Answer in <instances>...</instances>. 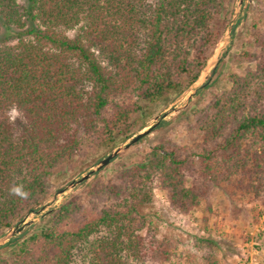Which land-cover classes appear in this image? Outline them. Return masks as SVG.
Listing matches in <instances>:
<instances>
[{
  "label": "trees",
  "instance_id": "16d2710c",
  "mask_svg": "<svg viewBox=\"0 0 264 264\" xmlns=\"http://www.w3.org/2000/svg\"><path fill=\"white\" fill-rule=\"evenodd\" d=\"M236 1L0 0V236L42 206L60 164L85 145L113 151L148 126V105L190 90ZM247 43L234 64L255 68L228 75L230 89L197 112L183 143L120 163L52 211L49 226L12 238L0 264H174L145 212L157 188L180 215L203 203L212 213L215 188L264 206V22Z\"/></svg>",
  "mask_w": 264,
  "mask_h": 264
},
{
  "label": "rangeland",
  "instance_id": "374dc122",
  "mask_svg": "<svg viewBox=\"0 0 264 264\" xmlns=\"http://www.w3.org/2000/svg\"><path fill=\"white\" fill-rule=\"evenodd\" d=\"M18 1L23 5L27 3V0ZM238 2L239 0L228 7L229 15L231 13L230 24L234 27L235 33L233 38L226 34L218 46L216 53H221L224 57L217 72L211 74V69L216 64V59H213L199 82L182 96L148 105L144 111L150 115L147 128L153 126L156 123L155 118L160 116L152 134L123 151L110 165L93 174L89 180L67 189L72 181L79 180L92 171L112 151L104 147L85 145L79 156L60 164L50 180L52 193L36 210L42 211L40 213L35 211L25 219V222L35 221L32 227L29 226L31 228L25 235L39 232L41 228L49 226L52 211L71 197L83 194L86 188L97 180L111 178L113 170L120 163L131 165L143 161L152 147L162 141L173 140L183 143L186 140L187 128L194 123L197 112L208 106L214 94L230 89L228 75L235 70L245 71L249 67L255 68V63L235 65L234 58L250 47L247 43L250 26L254 22H264V0H244L241 12L236 13L231 22L232 10L237 7ZM247 3L249 6L245 8ZM70 35L73 36L74 32ZM206 76H209L207 80L210 86L199 91L202 84L207 81ZM193 94V98L188 103L189 96ZM187 103L184 110L165 115L169 110L181 108ZM118 142H120L118 146L124 143L120 139ZM63 190L66 191L62 192ZM211 204L212 213L206 211V204L203 203L190 214L180 215L171 209L166 191L158 188L153 191L151 207L145 212L153 219L158 238H166L170 242V249L175 253L174 264H264V206L259 202L230 198L226 191L220 188L214 189ZM11 229L6 230L0 239ZM4 245L0 246V255L8 256L11 248L4 249L2 248Z\"/></svg>",
  "mask_w": 264,
  "mask_h": 264
},
{
  "label": "water",
  "instance_id": "95a60500",
  "mask_svg": "<svg viewBox=\"0 0 264 264\" xmlns=\"http://www.w3.org/2000/svg\"><path fill=\"white\" fill-rule=\"evenodd\" d=\"M244 4V0H239L238 4H237V7L234 8L233 10V17L231 19V22L235 16L236 13H240L241 12V8ZM249 6V3L246 4L245 8H248ZM234 27L232 26V24L229 25V28L227 29L226 33L224 34L223 38L225 37V35H230L232 38L234 36ZM222 38V39H223ZM221 39V41H222ZM220 41V43H221ZM219 43V44H220ZM218 44V46H219ZM218 46L217 48L215 49V52L214 54L211 56V58L209 59L204 71L202 72L201 76L199 77L198 81L195 83L197 84L199 82V80L201 79V77H203V73L205 72V70L208 68L209 64H210V61H212L213 59H216V64L213 66V68L211 69V74H214L215 73V70L218 68V66L221 64V62L223 61V57L224 55L222 56L221 53H216L217 49H218ZM209 76H206V80ZM206 81L204 84H202L201 88L199 89V91L201 90H204V87L209 83V81ZM194 84V85H195ZM193 85V86H194ZM192 86V87H193ZM194 94L189 96L188 98V103L190 102V100L193 98ZM188 103L181 107V108H173L171 110H169L168 112H166V116L168 115V113H172V112H179V111H182L184 110ZM159 118L160 116H157L155 118V121L156 123L153 125V126H150V127H146L144 130H142L140 133H138L137 135L133 136L132 138L130 139H127L124 141V143H122L120 146H118L116 149H114L106 158L102 159L98 164L97 166L92 170L90 171L89 173H87L85 176H83L82 178H80L79 180H74L72 181L67 189H72L74 187H76L77 185L79 184H82L83 182L89 180L91 178V176L97 172H100L102 171L105 167H107L108 165H110L115 159L118 158V156L125 150H128L130 149L131 147L135 146L136 144H138L141 140H143L145 137L149 136L150 134H152V132L155 130V128L157 127L158 123H159ZM66 190H63L62 192H65ZM42 210H38L36 211V213H40ZM35 221L34 220H30L28 222H21L19 223L16 227L12 228L10 230V232L8 234H6L5 236H3L1 239H0V246L1 245H4L6 244L9 240H11L12 238H14L15 236L17 235H20L27 227L33 225Z\"/></svg>",
  "mask_w": 264,
  "mask_h": 264
},
{
  "label": "clouds",
  "instance_id": "9594fccd",
  "mask_svg": "<svg viewBox=\"0 0 264 264\" xmlns=\"http://www.w3.org/2000/svg\"><path fill=\"white\" fill-rule=\"evenodd\" d=\"M12 118L15 119V117L18 115L15 108L12 109ZM12 194H15L17 196H20L23 199H27L29 196V193L23 190V186H14L11 189Z\"/></svg>",
  "mask_w": 264,
  "mask_h": 264
}]
</instances>
